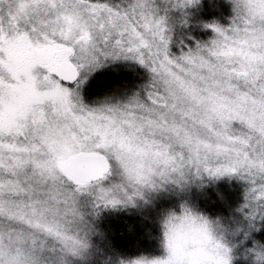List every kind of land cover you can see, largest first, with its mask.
<instances>
[{
  "label": "snow or ice",
  "instance_id": "1",
  "mask_svg": "<svg viewBox=\"0 0 264 264\" xmlns=\"http://www.w3.org/2000/svg\"><path fill=\"white\" fill-rule=\"evenodd\" d=\"M199 2L0 0V264H91L93 236L115 251L96 221L118 205L155 213L162 251L113 264H233L228 229L185 198L224 175L246 182L231 235L264 264L251 235L264 220V0H228L227 25L173 53V24ZM117 59L146 82L85 103L88 74Z\"/></svg>",
  "mask_w": 264,
  "mask_h": 264
},
{
  "label": "trees",
  "instance_id": "2",
  "mask_svg": "<svg viewBox=\"0 0 264 264\" xmlns=\"http://www.w3.org/2000/svg\"><path fill=\"white\" fill-rule=\"evenodd\" d=\"M189 25H174V33L189 32L195 38L185 36L188 42H194L205 36L209 28L204 27L205 22H224L231 14V8L227 0H200L199 4L190 7ZM123 65L115 68H106L95 72L89 78L84 88V98L91 102L104 94L105 91L119 85L117 91H127L143 81L144 75L140 70L130 71ZM243 201L242 187L239 181L233 180L231 184L220 181L214 188L209 187L201 198L194 200L191 204L201 214L211 219H226L227 217H239L234 209ZM172 201L171 204H173ZM170 204V205H171ZM194 204V205H193ZM109 212V217L102 226V231L112 242V251L107 247L106 241L99 236L94 237L97 248L91 258V264H113L117 258L132 259L141 255H153L160 251L159 236L161 235L159 222L155 213L150 212L152 219L144 216H137L133 213L121 214ZM231 217V219H232ZM258 239L264 242V220L262 229L255 234Z\"/></svg>",
  "mask_w": 264,
  "mask_h": 264
},
{
  "label": "rangeland",
  "instance_id": "3",
  "mask_svg": "<svg viewBox=\"0 0 264 264\" xmlns=\"http://www.w3.org/2000/svg\"><path fill=\"white\" fill-rule=\"evenodd\" d=\"M228 1V0H227ZM193 6V5H192ZM192 6H189L186 11L192 7ZM189 13V11H188ZM232 14V13H231ZM230 14V16H231ZM179 15L178 12L176 11H173L172 13V16L175 17ZM229 16V17H230ZM229 17L224 21V22H219L217 21L218 23H220L221 25H227L229 23ZM187 20H188V24L184 27H187L189 25V17L187 16ZM191 23V22H190ZM206 23H210V22H205L204 24ZM175 25H179V24H175ZM174 25H173V35H172V41L170 43V50L173 52V53H178L180 48L184 46V44H192L194 43L195 41L197 40H200V41H205V40H208L211 38V36L213 35L211 29L208 30L207 34L203 37H201L200 39H195L194 42H188L186 39H185V36L187 37H191V38H195V36H193L191 33L189 32H185V33H174ZM181 41H183V44H181ZM118 65H123L125 66L126 68H129L128 70L130 71H134L135 70H140V72L144 75V79L143 81H139L138 83H135L137 84V86H134V87H131L128 92L129 94L132 92V91H136V90H139V86L142 85L143 83L146 82L147 78H148V74H147V70L143 68V66H141L137 61L135 60H125V59H117L115 61H106L104 65H102L101 67L95 69L92 73L88 74L87 76V79L85 80L82 88H81V97L83 98L84 102L91 105V102H88L85 100L84 98V88L86 86V83L87 81L89 80V78L92 76V74H94L95 72L97 71H100L102 69H106V68H115L116 66ZM121 92V91H119ZM118 92V93H119ZM228 183V184H231V181L233 180H237L239 181V183L241 184V187H242V195L244 193V188L246 187V182L243 181V180H240L236 175H224L222 177H219V178H209L207 176H203L200 180H197L196 184H199L200 186L197 187L196 184H192L189 186V189L187 191V193L185 194V198L187 199L188 203L191 205L193 203L194 200H197L198 198H201V195H203L205 192H206V189H208L209 187H212L214 188L216 186V184L220 181H225ZM172 201H174L173 204L176 203V200L175 198H173L169 203L171 204ZM243 203V201L241 202V204ZM239 204V206L241 205ZM194 205V204H193ZM192 206V205H191ZM239 206L237 208L234 209V212L236 214L239 215V217H227L226 219H220L221 221V224L228 229V231L225 233V236L227 239H229L230 242L232 243H237V248L234 250V259H233V264H248V261L246 260L245 258V252H244V246H250V241H244V245L241 246L238 241L240 239V236L237 235L236 237H233L231 235V229L233 227H235L241 220H242V214L237 211V209L239 208ZM193 207V206H192ZM196 210V208H194ZM198 211V210H197ZM109 212H113V214L115 213H118V214H121L122 212L124 214H128V213H133L136 214L137 216H144L145 218L147 217L148 219H152L153 218H149L151 217V214L150 212H152L151 210H146V211H138V209L135 207V206H116L115 208L113 207H108V208H101V211H100V214L97 218V226L98 228L102 231V225L104 223H106L109 215ZM154 213V212H153ZM217 219V218H216ZM257 223L260 225V227L258 228V230L254 231L251 235L254 236L256 239H258L255 234L259 233L260 230L262 229V223H263V220H258ZM94 237H92V239L94 240ZM260 240L261 242H263V240L261 239H258ZM160 251L156 254H153V255H143V256H156V255H159L161 253V248H159Z\"/></svg>",
  "mask_w": 264,
  "mask_h": 264
},
{
  "label": "clouds",
  "instance_id": "4",
  "mask_svg": "<svg viewBox=\"0 0 264 264\" xmlns=\"http://www.w3.org/2000/svg\"><path fill=\"white\" fill-rule=\"evenodd\" d=\"M174 225L179 226L180 225V221L178 220H174L173 221ZM187 227H191V222H188ZM161 231L163 232V226L161 225ZM183 236V229H181L180 227H177L174 231H172L170 233V238L173 241V243H176L177 241H179Z\"/></svg>",
  "mask_w": 264,
  "mask_h": 264
}]
</instances>
